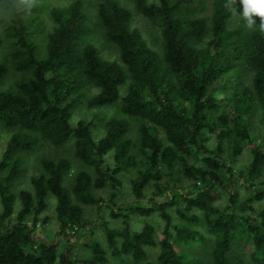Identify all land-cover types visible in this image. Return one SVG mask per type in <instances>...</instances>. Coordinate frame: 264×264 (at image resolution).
<instances>
[{
  "label": "trees",
  "instance_id": "16d2710c",
  "mask_svg": "<svg viewBox=\"0 0 264 264\" xmlns=\"http://www.w3.org/2000/svg\"><path fill=\"white\" fill-rule=\"evenodd\" d=\"M40 1L0 0V127L10 132L0 159V264H194L205 245L210 264H240V251L264 264V0H87L95 21L73 0L49 10L47 32L32 17ZM93 23L119 59L88 39ZM10 72L18 77L2 88ZM83 108L116 111L100 124L74 121ZM42 142L71 149L42 157L31 188L15 192L22 153ZM128 170L134 201L118 206ZM104 202L114 222L100 223L102 239L85 217ZM52 204L54 239L35 232ZM155 214L161 238L153 222L133 227L135 215ZM79 229L91 234L76 252Z\"/></svg>",
  "mask_w": 264,
  "mask_h": 264
},
{
  "label": "rangeland",
  "instance_id": "374dc122",
  "mask_svg": "<svg viewBox=\"0 0 264 264\" xmlns=\"http://www.w3.org/2000/svg\"><path fill=\"white\" fill-rule=\"evenodd\" d=\"M71 1H73V0H41L39 2V3H41V8L32 13V17L33 18L35 17L40 22L39 23L40 24L39 29H42V27H43L45 32L50 30L54 23L52 22V19L49 15V10L54 6L66 7L71 3ZM84 2H86V4H87L86 8L89 12L90 18L93 21H95L98 18L96 7H94L93 5H90V3L87 0H84ZM209 12H210V10L207 11V9H206L201 14L204 16H207ZM134 14H135L134 24L136 26H139L142 28V30H143V32H145L146 36L150 37V38L148 37V39L155 40L154 37H156V33H155V35L149 34V32L154 33L155 29L149 28L148 21L146 19H144L143 16H141V14H138L136 11H134ZM88 39L92 40L96 44V46L99 48L100 54L103 57H105L107 59H111V60L119 59V51H118L116 45H114L113 42L109 41L106 38V36L104 35L103 30L102 29L100 30L97 25H94V23L92 25V33ZM36 40L38 41V43L40 45H42V46L44 45V41H43L44 36L43 35L37 36ZM153 42H155V41H153ZM3 56H4V53L0 52V58H2ZM17 77H18L17 74H15L14 72H10L7 75V77L4 80L1 87L2 88L9 87V85ZM115 111L116 110L109 109V108L98 109V110L97 109L96 110H87V109L83 108V109L77 110V112L75 113L76 117H75L74 121H76L79 118H87L88 120L89 119H95V122L97 124H100L102 120H105L109 115H113L115 113ZM137 135L138 134H137L136 130H132V132H130V136L133 137V139H136ZM9 136H10V132H7L5 129L0 127V159L2 158L3 152L7 146ZM259 142H262L263 146H264V141L262 139L261 140L259 139ZM70 149H71V145H66L63 147H56V146H51V145H48V144H45L42 142V143H39L32 151L23 152L22 153V172L19 175V177L16 179V183H15V187H14L15 192L18 193L23 188H31V177L35 174L40 173V171H41L40 161H41L42 157H44V156H59L63 153L65 154L66 151L70 150ZM249 157H250L249 150H246L244 155L241 157V161H240L241 166L246 165V163H248ZM76 162H77V165L79 168H83L82 163H80L78 161H76ZM108 162L111 165L113 164L112 160H110ZM131 178H132V175H131V172L129 170L123 173L122 179L124 181V190L120 193V195L117 198H115L116 202H118V206L124 202H133L134 201V197L132 196V194L130 192ZM99 193L101 195L105 196L106 199H108L111 195V193H109V191L107 189L102 190ZM148 198L146 197V199H148ZM105 202L103 204V208H102L101 212L97 209V207H93V206L87 207V212H86V217H85L89 223V226L87 227V229L94 230V234L99 236L102 239H103L104 235L102 233L103 228H102V225L100 223L102 221L104 222L107 220L114 222V220L110 216V212L106 209L108 205H106ZM118 206L116 205V207H118ZM44 217H49V221L44 223V222H42V219H41V222L38 223V225L36 226L35 232L43 234L44 236L50 237L53 239H54V237L57 238V236H60V234L58 232L60 230L59 223L56 219L57 215H56L55 208H54L53 204L43 214L42 218H44ZM147 221L154 223V225L158 231V236H159V238H161L164 221L157 214L151 215V216L135 215L132 218V225L135 229H140L143 227V225ZM89 230L82 231L79 229V231L77 230L78 233L73 232L74 236L71 237V239H70L71 241L66 239L67 241H70L73 245H75V247H76L75 251L76 252L84 249L83 247H84L85 238L87 237L86 235L91 234V232L87 233ZM75 234H78V235H75ZM62 240H63V244H64L66 242L65 238H62ZM157 253H158L157 248L152 249L150 251L149 259L155 260V258L157 257ZM206 253H207V245L203 246L202 248H199L198 254H199V257L201 256L202 258L200 260H198L197 262H195L194 264H210L206 260L207 259V257L205 256ZM238 255L241 257L240 262H239L240 264H251L249 262L250 260H249L248 256H246V254L244 252L240 251V253H238ZM108 264H134V263L132 260H125V261L112 260ZM140 264H143V262H141Z\"/></svg>",
  "mask_w": 264,
  "mask_h": 264
}]
</instances>
